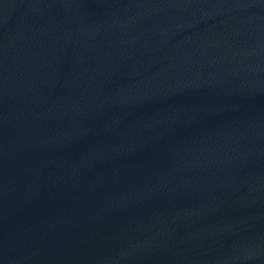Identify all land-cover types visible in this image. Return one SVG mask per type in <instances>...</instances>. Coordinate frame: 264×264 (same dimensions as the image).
Instances as JSON below:
<instances>
[{
	"label": "water",
	"instance_id": "1",
	"mask_svg": "<svg viewBox=\"0 0 264 264\" xmlns=\"http://www.w3.org/2000/svg\"><path fill=\"white\" fill-rule=\"evenodd\" d=\"M0 264H264V0H0Z\"/></svg>",
	"mask_w": 264,
	"mask_h": 264
}]
</instances>
